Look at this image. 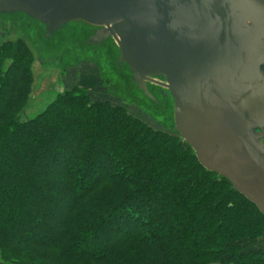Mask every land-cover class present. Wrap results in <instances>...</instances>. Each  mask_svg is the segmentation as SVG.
<instances>
[{"label":"trees","instance_id":"1","mask_svg":"<svg viewBox=\"0 0 264 264\" xmlns=\"http://www.w3.org/2000/svg\"><path fill=\"white\" fill-rule=\"evenodd\" d=\"M34 57L0 36V264H264V216L179 136L80 87L27 118Z\"/></svg>","mask_w":264,"mask_h":264},{"label":"water","instance_id":"2","mask_svg":"<svg viewBox=\"0 0 264 264\" xmlns=\"http://www.w3.org/2000/svg\"><path fill=\"white\" fill-rule=\"evenodd\" d=\"M18 17L49 46L77 28L109 46L128 90L170 106L169 132L264 216V0H0Z\"/></svg>","mask_w":264,"mask_h":264},{"label":"rangeland","instance_id":"3","mask_svg":"<svg viewBox=\"0 0 264 264\" xmlns=\"http://www.w3.org/2000/svg\"><path fill=\"white\" fill-rule=\"evenodd\" d=\"M0 36L5 41H27L35 55V84L26 106L27 118H34L44 111L59 93L80 87L88 91L92 100L110 101L114 105L123 106L130 114L156 129L169 132L173 128L171 107L164 105L162 110L147 104L136 93L139 92L136 89L134 94L141 99L134 96L128 90L125 67L116 64L113 55L108 53L110 47L106 46L97 52L90 51L80 28L63 37H57L49 46L40 41L37 26L25 17L0 18ZM149 91L154 96L160 95V89L151 84ZM145 203V207L150 208L154 201L147 200ZM46 238L39 233L38 241ZM48 238L51 239L49 236ZM263 243L262 240L258 244L247 241L242 245L246 250L257 251L263 247Z\"/></svg>","mask_w":264,"mask_h":264},{"label":"crops","instance_id":"4","mask_svg":"<svg viewBox=\"0 0 264 264\" xmlns=\"http://www.w3.org/2000/svg\"><path fill=\"white\" fill-rule=\"evenodd\" d=\"M88 73H89V72H88ZM89 76H90V75H89ZM89 79H90V77H89ZM93 79H94V76H93ZM82 80H83V79H82ZM90 80L92 81V78H91ZM90 80H89V81H90ZM89 81H88V82H89ZM88 82H87V83H88ZM82 86H83V85H82ZM85 88H86V87H85ZM262 241L264 242V237H263ZM262 246H263V247H261L260 249L264 248V243H263Z\"/></svg>","mask_w":264,"mask_h":264}]
</instances>
